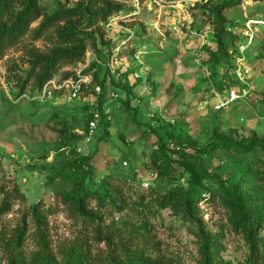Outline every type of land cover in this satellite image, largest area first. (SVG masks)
Here are the masks:
<instances>
[{
  "label": "rangeland",
  "instance_id": "rangeland-1",
  "mask_svg": "<svg viewBox=\"0 0 264 264\" xmlns=\"http://www.w3.org/2000/svg\"><path fill=\"white\" fill-rule=\"evenodd\" d=\"M36 2L0 44V264H207L206 240L219 248L213 264H252L221 185L264 239V0ZM47 72L90 83L77 99L33 104ZM231 89L247 97L218 110ZM78 155L94 166L96 195L82 202L69 198ZM255 168L258 181L240 186ZM73 249L87 257L72 262Z\"/></svg>",
  "mask_w": 264,
  "mask_h": 264
},
{
  "label": "trees",
  "instance_id": "trees-1",
  "mask_svg": "<svg viewBox=\"0 0 264 264\" xmlns=\"http://www.w3.org/2000/svg\"><path fill=\"white\" fill-rule=\"evenodd\" d=\"M16 1H20V5L23 6V10L20 13H12L13 9H11ZM12 10V11H11ZM38 8H37V2L36 0H0V26L2 23V20L8 17L10 22H12V25L10 27L4 28L3 31H0V44L2 46L6 45V36H14L19 32V27L23 24H29L30 21L33 19V16L36 14ZM77 12H80L78 10L72 11L70 13L75 14ZM75 54V51L71 52ZM50 72H47L40 78V83L37 86V94L42 90L43 86L53 79L50 76ZM236 80V79H235ZM237 81V80H236ZM113 84V82H112ZM101 89L104 87L103 85L99 86ZM33 104H36L38 102L32 101ZM93 119V116L91 120ZM90 120V121H91ZM163 129L166 132V136L169 139L174 138V134L171 130V126H165ZM160 150L162 154L168 159L165 145L163 144V138L160 137ZM180 157L185 158L186 155H181ZM92 156H81L78 155L73 159L70 163V169L72 170V177L75 180V187L73 189L72 194L69 196V198L72 200L80 201L96 195L94 192H91L88 190V186L86 185L87 180L92 176L94 172V166L92 165ZM81 174V175H80ZM259 170L257 168L255 169H249V170H243L236 179L242 184L240 186H244L246 183L250 181H258L259 179ZM221 188L229 193V195L233 199V204L237 209V212L241 218V221L245 224L243 225V232L245 233L246 237L250 240L251 244V255L249 257V261L252 264H264V239H257V229L258 227H261L260 220L255 219L254 222L251 221L252 214L247 211L246 209V203H243L240 194L233 188H229L225 183L221 185ZM188 199H190V196H188ZM204 251H205V260L207 264H213L215 255L219 252V248L217 245L213 243L212 240H206L204 242ZM87 257V254H85L82 250L73 249L71 251V261L73 262L76 258L85 259ZM11 264H24L23 261L19 260L18 257L14 258L10 261ZM131 262H128L130 264ZM46 264H53L52 261H47Z\"/></svg>",
  "mask_w": 264,
  "mask_h": 264
},
{
  "label": "built area",
  "instance_id": "built-area-1",
  "mask_svg": "<svg viewBox=\"0 0 264 264\" xmlns=\"http://www.w3.org/2000/svg\"><path fill=\"white\" fill-rule=\"evenodd\" d=\"M237 79L244 82V79L248 78L250 76V70L246 67H242L239 65V68L237 69ZM90 83L88 78H84L83 76H78L76 79H65L61 81L56 80H50L48 81L42 88V90L39 92V94L36 95V97H33L32 101H45L49 100L53 97L56 93H67L71 98L77 99L80 97L81 92L84 90L85 85H88ZM96 91L98 93L101 92V87H96ZM247 97L246 90H243L242 93L239 90L231 89L227 92V96H225L223 99L218 100L217 109H228L231 107L234 103L237 101H240L242 99H245ZM99 119L100 114L94 113L93 119L90 121L89 130L91 134L95 132V130L98 128L99 125Z\"/></svg>",
  "mask_w": 264,
  "mask_h": 264
}]
</instances>
